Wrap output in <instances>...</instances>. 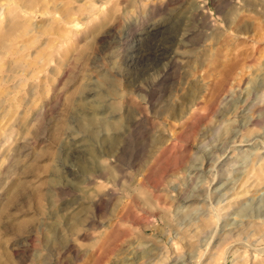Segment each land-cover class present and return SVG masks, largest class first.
<instances>
[{
    "label": "rangeland",
    "instance_id": "374dc122",
    "mask_svg": "<svg viewBox=\"0 0 264 264\" xmlns=\"http://www.w3.org/2000/svg\"><path fill=\"white\" fill-rule=\"evenodd\" d=\"M1 8L0 264H264V0Z\"/></svg>",
    "mask_w": 264,
    "mask_h": 264
},
{
    "label": "bare ground",
    "instance_id": "6f19581e",
    "mask_svg": "<svg viewBox=\"0 0 264 264\" xmlns=\"http://www.w3.org/2000/svg\"><path fill=\"white\" fill-rule=\"evenodd\" d=\"M4 8V7H3ZM3 8H1L0 10L1 11H3L4 9ZM1 14V13H0ZM70 25H72L73 26V29H77L78 27H79V24L78 23H76V22H71V23H69ZM107 125V124H106ZM108 126V125H107ZM92 175L94 176V177H96V178H101V177H103V176H105V173H104V171H100L99 169H97L96 167H95V169H93L92 170ZM215 216H217V215H215Z\"/></svg>",
    "mask_w": 264,
    "mask_h": 264
}]
</instances>
